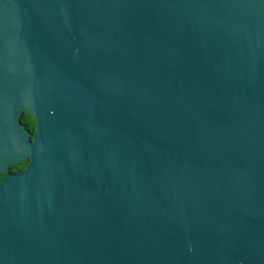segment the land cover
<instances>
[{
	"label": "water",
	"instance_id": "obj_1",
	"mask_svg": "<svg viewBox=\"0 0 264 264\" xmlns=\"http://www.w3.org/2000/svg\"><path fill=\"white\" fill-rule=\"evenodd\" d=\"M1 175L0 264H264V0H0Z\"/></svg>",
	"mask_w": 264,
	"mask_h": 264
},
{
	"label": "flooded vegetation",
	"instance_id": "obj_2",
	"mask_svg": "<svg viewBox=\"0 0 264 264\" xmlns=\"http://www.w3.org/2000/svg\"><path fill=\"white\" fill-rule=\"evenodd\" d=\"M20 123L24 127L25 132L28 134L29 138V144H32L34 140L37 138L38 133H37V125H38V119L30 112V111H25L20 117ZM30 163V159L17 164L13 167L9 168V173L10 174H19L23 172L28 164ZM1 175L0 177H2Z\"/></svg>",
	"mask_w": 264,
	"mask_h": 264
}]
</instances>
